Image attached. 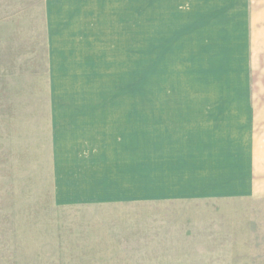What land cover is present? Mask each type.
<instances>
[{
	"label": "rangeland",
	"instance_id": "rangeland-1",
	"mask_svg": "<svg viewBox=\"0 0 264 264\" xmlns=\"http://www.w3.org/2000/svg\"><path fill=\"white\" fill-rule=\"evenodd\" d=\"M183 1L0 0V264H264V175L256 192L242 189L250 175L236 131L233 156L220 160L235 165V193L181 197L149 183V120L202 119L221 137L251 86L237 31L211 30L218 14H186ZM112 104L138 109V199L84 200L77 183L56 186V163L68 159L60 129ZM179 153L163 158L177 178Z\"/></svg>",
	"mask_w": 264,
	"mask_h": 264
},
{
	"label": "crops",
	"instance_id": "crops-1",
	"mask_svg": "<svg viewBox=\"0 0 264 264\" xmlns=\"http://www.w3.org/2000/svg\"><path fill=\"white\" fill-rule=\"evenodd\" d=\"M185 1L189 4L186 14H218L217 23L214 19L211 20V30L237 31V36L242 38L241 54L245 56L246 76L251 86L246 102L240 104L239 111L232 113L231 117L227 115V124L220 132L221 137L217 128L203 125L206 121L203 122L202 119H187L192 125H169L164 128H155V120H149L145 130L146 160L147 170L150 169L148 178L152 183L148 181L150 184L157 182L159 185L155 189H159L158 191L167 190L170 193L174 189L181 197L222 190L235 193L241 187L240 182H235V165L229 162L221 164L220 160L233 156L236 131L243 174L250 175L248 180L243 181L245 186L242 189L256 192L262 185L258 177L264 175V104L255 101L252 66L259 48L262 53L260 60L264 63V0ZM222 15L225 17L221 18ZM101 107L93 109L104 112L98 114V117L97 114H87V118L76 122L78 124L73 127L60 129L63 138L58 141L61 147L59 151L66 150L64 156L68 159L67 163H62L61 159L56 163V186L63 181L77 183L75 189L83 190L84 200L106 201L108 197L131 200L134 197L137 200L140 173L139 135L144 133L139 128L138 113H132L138 111L133 109L137 106L112 104ZM185 136L193 141L173 144L170 139ZM155 138H164V141H155ZM202 140L205 142L204 149ZM63 141L73 143L74 146L64 147ZM177 151L180 152L178 157L184 159L182 165L186 169L185 173L180 172L181 176L178 178L169 174L170 166L167 169L169 164L163 160L164 154L170 156V153L176 154ZM172 176L177 180L171 182ZM172 183L176 185H171ZM150 184L148 189L152 190Z\"/></svg>",
	"mask_w": 264,
	"mask_h": 264
}]
</instances>
